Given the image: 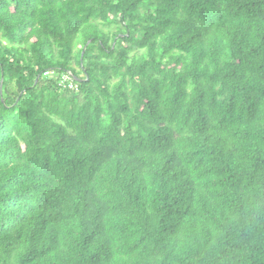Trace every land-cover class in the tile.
<instances>
[{
    "label": "trees",
    "instance_id": "1",
    "mask_svg": "<svg viewBox=\"0 0 264 264\" xmlns=\"http://www.w3.org/2000/svg\"><path fill=\"white\" fill-rule=\"evenodd\" d=\"M0 264H264V0H0Z\"/></svg>",
    "mask_w": 264,
    "mask_h": 264
},
{
    "label": "built area",
    "instance_id": "2",
    "mask_svg": "<svg viewBox=\"0 0 264 264\" xmlns=\"http://www.w3.org/2000/svg\"><path fill=\"white\" fill-rule=\"evenodd\" d=\"M46 74L50 73V71H46L45 72ZM71 74L69 75H64L62 78H61V84L62 85H66L70 88H76L77 85L73 82V80L71 79Z\"/></svg>",
    "mask_w": 264,
    "mask_h": 264
},
{
    "label": "rangeland",
    "instance_id": "3",
    "mask_svg": "<svg viewBox=\"0 0 264 264\" xmlns=\"http://www.w3.org/2000/svg\"><path fill=\"white\" fill-rule=\"evenodd\" d=\"M116 27H117L116 24H111V25L107 26L106 29H108V30H115ZM75 41L77 42V38H75Z\"/></svg>",
    "mask_w": 264,
    "mask_h": 264
},
{
    "label": "water",
    "instance_id": "4",
    "mask_svg": "<svg viewBox=\"0 0 264 264\" xmlns=\"http://www.w3.org/2000/svg\"><path fill=\"white\" fill-rule=\"evenodd\" d=\"M89 42V41H88ZM78 80H81V79H78Z\"/></svg>",
    "mask_w": 264,
    "mask_h": 264
}]
</instances>
